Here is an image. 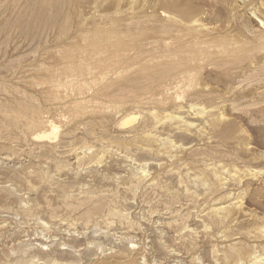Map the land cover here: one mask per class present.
Wrapping results in <instances>:
<instances>
[{"label":"rangeland","instance_id":"374dc122","mask_svg":"<svg viewBox=\"0 0 264 264\" xmlns=\"http://www.w3.org/2000/svg\"><path fill=\"white\" fill-rule=\"evenodd\" d=\"M0 196V264H264V0H0Z\"/></svg>","mask_w":264,"mask_h":264},{"label":"bare ground","instance_id":"6f19581e","mask_svg":"<svg viewBox=\"0 0 264 264\" xmlns=\"http://www.w3.org/2000/svg\"><path fill=\"white\" fill-rule=\"evenodd\" d=\"M256 19H257V18H256ZM259 20H260V19H259ZM259 20H258V21H259ZM259 22H260V24H261V23L263 24V21H259ZM212 111H213V110H212ZM133 120H134V118H132V119H128V120L125 121V123H124V122H123V123H124V124H129V123L133 122ZM53 125H54V124H53ZM53 125H52V126H53ZM56 127H57V126H56ZM52 128H54V127H52ZM57 129H58V128H57ZM57 129L54 128V131H55V132L58 131ZM52 131H53V130H52ZM48 136H49V135H48ZM38 137H39V138H43V137H46V136H39V135H38ZM158 138H159V137H158ZM161 141H162V140H161ZM143 171H144V170H143ZM143 173H145V172H143ZM145 174H146V173H145ZM141 175H142V174H141ZM8 184H9V183H8ZM0 197H1V196H0ZM237 206H238V205H237ZM253 258H254V257H253ZM260 258H261V257H260ZM256 259H257V258H256ZM257 260H258V259H257ZM261 260H262V259H261ZM263 262H264V261H263Z\"/></svg>","mask_w":264,"mask_h":264}]
</instances>
